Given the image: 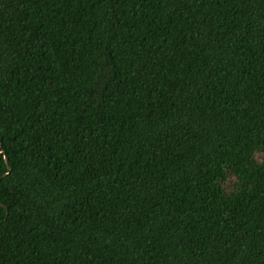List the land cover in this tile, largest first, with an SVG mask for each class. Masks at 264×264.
I'll return each instance as SVG.
<instances>
[{
  "label": "trees",
  "instance_id": "16d2710c",
  "mask_svg": "<svg viewBox=\"0 0 264 264\" xmlns=\"http://www.w3.org/2000/svg\"><path fill=\"white\" fill-rule=\"evenodd\" d=\"M0 264H264V0H0Z\"/></svg>",
  "mask_w": 264,
  "mask_h": 264
},
{
  "label": "water",
  "instance_id": "95a60500",
  "mask_svg": "<svg viewBox=\"0 0 264 264\" xmlns=\"http://www.w3.org/2000/svg\"><path fill=\"white\" fill-rule=\"evenodd\" d=\"M0 154H1V155H4V158H5V162H6V164H7V167H8V169H10V167H9L8 157L6 156L5 151H4V150L0 151Z\"/></svg>",
  "mask_w": 264,
  "mask_h": 264
}]
</instances>
